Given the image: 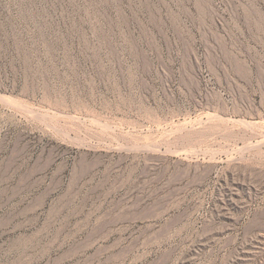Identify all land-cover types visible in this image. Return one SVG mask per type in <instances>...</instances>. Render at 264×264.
<instances>
[{"label": "rangeland", "instance_id": "374dc122", "mask_svg": "<svg viewBox=\"0 0 264 264\" xmlns=\"http://www.w3.org/2000/svg\"><path fill=\"white\" fill-rule=\"evenodd\" d=\"M0 94V264H264V0H0Z\"/></svg>", "mask_w": 264, "mask_h": 264}, {"label": "bare ground", "instance_id": "6f19581e", "mask_svg": "<svg viewBox=\"0 0 264 264\" xmlns=\"http://www.w3.org/2000/svg\"><path fill=\"white\" fill-rule=\"evenodd\" d=\"M1 95V94H0ZM4 95V94H3ZM6 95V94H5ZM6 102V101H5ZM142 147V146H141ZM144 147V146H143ZM139 149V148H138ZM146 150V149H145ZM104 241H108L109 239H110V236H108V235H105V236H103V238H102ZM140 239V238H139ZM137 240H138V238H137ZM134 242V241H133ZM134 244V243H133ZM135 246V245H134ZM133 246V247H134ZM115 247V249H112V250H110L109 252H112V251H114V250H116V249H118V248H116V246H114ZM26 249V248H25ZM61 261H63V260H61ZM73 262V261H72Z\"/></svg>", "mask_w": 264, "mask_h": 264}]
</instances>
